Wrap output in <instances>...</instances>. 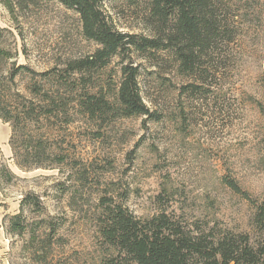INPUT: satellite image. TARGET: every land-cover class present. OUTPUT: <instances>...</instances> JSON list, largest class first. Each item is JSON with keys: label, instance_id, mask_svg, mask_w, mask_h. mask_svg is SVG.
Listing matches in <instances>:
<instances>
[{"label": "rangeland", "instance_id": "rangeland-1", "mask_svg": "<svg viewBox=\"0 0 264 264\" xmlns=\"http://www.w3.org/2000/svg\"><path fill=\"white\" fill-rule=\"evenodd\" d=\"M242 3L251 6L250 21L237 19L235 42L203 60L211 75L208 95H180L190 79L178 73L171 51L133 53L140 95L159 121L136 116L101 123L69 104L68 118L35 128L44 135L57 131L68 161L79 165L19 169L9 145L10 126L0 120V162L16 177L0 189V264H34L29 231L40 228V236L51 219L60 225L55 239L62 240L53 246L59 264H100L112 251L97 232L101 195L147 218L162 210L155 200L162 194L170 200L165 212L187 225L247 233L255 241L252 206L226 183L235 181L251 199L264 201V0H233L228 11ZM104 10L119 31L153 36L145 21L148 0H105ZM0 28L6 29L0 32V46L17 53V66L36 72L62 69L98 47L84 37L77 13L58 0H0ZM120 67L119 58L111 59L93 74L90 91L115 90ZM15 81L20 89L28 83L21 77ZM83 169L86 181L78 178ZM26 193L37 195L43 210L23 207L29 228L20 236L10 233L3 219L20 213Z\"/></svg>", "mask_w": 264, "mask_h": 264}, {"label": "trees", "instance_id": "trees-1", "mask_svg": "<svg viewBox=\"0 0 264 264\" xmlns=\"http://www.w3.org/2000/svg\"><path fill=\"white\" fill-rule=\"evenodd\" d=\"M58 1L77 13L84 37L98 47L84 58L67 61L62 69L54 66L36 72L28 65L17 66V53L11 54L0 46V120L10 126L9 145L16 166L23 171L54 169L68 162L79 165L75 160L68 161L69 153L59 144L57 131L48 135L34 131L44 123L55 122L59 116L68 118L69 104L89 120L101 123L114 117L144 116L154 122L160 120L149 111L140 95L137 83L140 73L138 65L132 62L133 53L141 56L159 50L171 51L178 73L190 79L180 87V95H208L211 75L203 60L215 54L216 48L235 42L237 23L249 20L251 7L242 3L236 11L229 12L233 0H148L145 21L153 36H145L119 31L104 10L105 0ZM3 31L6 29L0 28ZM113 58L121 62L117 88L104 92L100 87L92 93L93 74ZM17 77L28 80L22 89L16 87ZM43 82L50 87H43ZM82 172L78 178L86 181L85 169ZM15 180L0 162V189ZM226 183L251 204L255 241L247 233H234L217 226L202 230L187 225L173 213L165 212L170 200L164 201L162 194L155 198L162 210L147 218H137L122 203L101 195L97 232L112 251L100 264H264V201L251 199L235 181L226 180ZM25 206L36 213L43 210L39 197L26 193L20 201V213L3 219L10 233L22 236L28 231L29 225L22 218ZM59 226L53 225L51 219L40 236L36 235L40 228L29 231L27 245L34 264L60 263L53 256V246L62 240L55 239Z\"/></svg>", "mask_w": 264, "mask_h": 264}, {"label": "crops", "instance_id": "crops-1", "mask_svg": "<svg viewBox=\"0 0 264 264\" xmlns=\"http://www.w3.org/2000/svg\"><path fill=\"white\" fill-rule=\"evenodd\" d=\"M0 125H1V122H0ZM232 264V263H231Z\"/></svg>", "mask_w": 264, "mask_h": 264}]
</instances>
